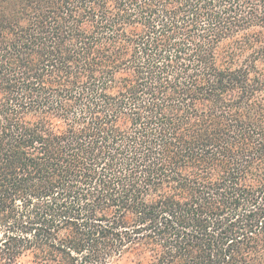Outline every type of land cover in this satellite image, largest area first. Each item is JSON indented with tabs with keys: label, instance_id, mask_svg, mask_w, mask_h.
Instances as JSON below:
<instances>
[{
	"label": "trees",
	"instance_id": "obj_1",
	"mask_svg": "<svg viewBox=\"0 0 264 264\" xmlns=\"http://www.w3.org/2000/svg\"><path fill=\"white\" fill-rule=\"evenodd\" d=\"M134 251L264 264V0H0V264Z\"/></svg>",
	"mask_w": 264,
	"mask_h": 264
},
{
	"label": "rangeland",
	"instance_id": "obj_2",
	"mask_svg": "<svg viewBox=\"0 0 264 264\" xmlns=\"http://www.w3.org/2000/svg\"><path fill=\"white\" fill-rule=\"evenodd\" d=\"M143 259L144 258L141 256L140 253H138L137 251H134L130 253L129 255H127V257H124L122 261L120 262V264H132V262H136L138 264V262L143 261Z\"/></svg>",
	"mask_w": 264,
	"mask_h": 264
}]
</instances>
